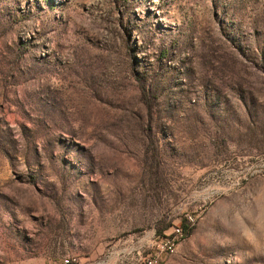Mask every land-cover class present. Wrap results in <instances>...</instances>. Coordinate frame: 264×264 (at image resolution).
Returning a JSON list of instances; mask_svg holds the SVG:
<instances>
[{
    "label": "rangeland",
    "instance_id": "obj_1",
    "mask_svg": "<svg viewBox=\"0 0 264 264\" xmlns=\"http://www.w3.org/2000/svg\"><path fill=\"white\" fill-rule=\"evenodd\" d=\"M264 264V0H0V264Z\"/></svg>",
    "mask_w": 264,
    "mask_h": 264
},
{
    "label": "built area",
    "instance_id": "obj_2",
    "mask_svg": "<svg viewBox=\"0 0 264 264\" xmlns=\"http://www.w3.org/2000/svg\"><path fill=\"white\" fill-rule=\"evenodd\" d=\"M185 222L187 226L190 227L192 225V217L189 215L186 216ZM185 235V230L182 226H175L169 234L156 238L153 243L154 253L147 256L144 264L159 263V261L162 260V256L173 254ZM74 261V258L63 260L64 264H71Z\"/></svg>",
    "mask_w": 264,
    "mask_h": 264
},
{
    "label": "trees",
    "instance_id": "obj_3",
    "mask_svg": "<svg viewBox=\"0 0 264 264\" xmlns=\"http://www.w3.org/2000/svg\"><path fill=\"white\" fill-rule=\"evenodd\" d=\"M183 229L185 230V232L189 233L191 228H189L188 226L186 225H183Z\"/></svg>",
    "mask_w": 264,
    "mask_h": 264
},
{
    "label": "bare ground",
    "instance_id": "obj_4",
    "mask_svg": "<svg viewBox=\"0 0 264 264\" xmlns=\"http://www.w3.org/2000/svg\"><path fill=\"white\" fill-rule=\"evenodd\" d=\"M154 264H156V263H154Z\"/></svg>",
    "mask_w": 264,
    "mask_h": 264
}]
</instances>
